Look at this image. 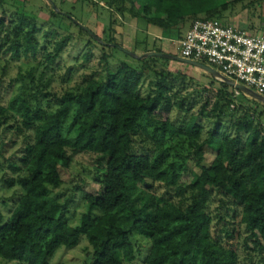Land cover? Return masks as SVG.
<instances>
[{
    "label": "trees",
    "instance_id": "obj_1",
    "mask_svg": "<svg viewBox=\"0 0 264 264\" xmlns=\"http://www.w3.org/2000/svg\"><path fill=\"white\" fill-rule=\"evenodd\" d=\"M112 2L106 1L107 8ZM235 2L135 0L134 4L137 15L148 25L168 31L179 30L196 19L218 22ZM2 7L0 0V11ZM122 7L110 11L116 20L111 18L109 33L107 29L103 32L100 40L105 44L119 46L114 27L122 23L119 17L125 18ZM14 16L0 15V54L10 53L13 58L23 55L36 61L43 50L47 64H53L70 39L61 38L46 54V47L39 46L36 21ZM78 31L87 46L102 53L103 77L85 79L76 94L64 92L57 97L40 93L42 98H53L46 106L33 95L30 100L14 97L6 107L0 106V127L15 120L18 133L33 135L19 159L20 167L11 165L15 177L3 181L7 188H19L21 194L5 222L0 213V260L50 264L58 248H74L84 237L92 251L87 264H131L135 260L131 237L139 235L150 243L144 264H238L236 226L249 233L256 250H264V125L262 112L256 111L259 102L241 92L235 96L232 88L214 81L216 85L213 82L203 87L205 95L200 101L185 104L180 99L171 104L170 90L177 88L176 94L186 90L185 81L191 79L157 69L170 60L145 58L139 61L138 70L119 64L110 71V55L105 48L111 47L99 44L83 29ZM149 52L162 51L155 43L141 55ZM39 65L45 67L41 62ZM148 73L155 75L156 83L142 97L140 91ZM173 108L181 114L190 113V117L173 124ZM72 109L75 114L70 136L64 128ZM209 115L212 126L202 139L203 121ZM229 117L232 133L222 121ZM149 126L154 133L160 132L162 140L166 136L183 138L197 171L179 173L173 166L164 169L162 159L153 160L137 152L134 138L147 136ZM206 150L213 154L208 166ZM78 154L98 158L100 180L95 194H85L87 210L79 224L71 227L65 220V208L50 197L48 187L60 186L61 172ZM154 186L171 191L176 200L158 196ZM212 197H221L222 205L229 204L231 219L238 217L239 222L212 216Z\"/></svg>",
    "mask_w": 264,
    "mask_h": 264
},
{
    "label": "rangeland",
    "instance_id": "obj_2",
    "mask_svg": "<svg viewBox=\"0 0 264 264\" xmlns=\"http://www.w3.org/2000/svg\"><path fill=\"white\" fill-rule=\"evenodd\" d=\"M106 1L109 0H3V9L0 11V15L3 12L8 17L17 14L36 21L39 30L37 36L39 46L40 48L46 47V54L52 51L55 43L61 38L68 37L70 41L63 49L61 56L51 65H48L44 59L43 50L36 61L31 58L26 59L23 55L13 58L10 53L6 55L1 53L0 106L6 107L14 97L30 100L31 95L40 98L46 106L48 99L53 100V98H42L40 93L55 94L57 97L64 92L76 94L85 79L103 77L106 69L102 63V53L92 45L87 46L85 38L79 35L78 30L85 28L91 34L96 35L99 40L103 39V32L107 29L106 33H109V20L114 17L110 11L114 12L118 7H124L122 8L125 18H121L117 14L122 23L114 27V39L121 48L136 56H142L145 49L151 50L155 43L162 54L175 55L174 50L170 47L172 42L179 38L183 29L185 31L192 22H187L179 30L162 31L148 25L140 15H137L135 0H124L123 3L120 0H111L113 2L109 8H107ZM52 13L54 14L52 15ZM13 19L16 20L17 16H14ZM113 20H116V17ZM218 22L243 29L249 36H258L264 33V0H236L234 4L228 6L225 13L221 14ZM105 51L110 55L107 60L108 70L115 71L119 64H126L136 70L140 69V60L115 48H105ZM40 62L47 69L39 65ZM160 64L162 66L159 65L158 70L167 69L176 77L184 75L191 79V81H185L186 90L180 91L178 94H176L177 88L174 87L170 90L168 97L171 104L180 99H184L185 104H188V101L191 103L200 101L205 95L203 87L215 81L207 73L188 65L175 61H171L166 66ZM216 82L213 85H216ZM154 83H156L155 75L153 73L146 74L140 91L142 97L149 94ZM258 105L261 107L256 106V111L257 113L262 112L261 120L264 125V106L260 103ZM52 107L55 109V106L52 105ZM74 114L75 109H72L71 116L64 128V133L70 136L72 135L70 125ZM170 117L172 123L177 125L180 121L187 120L190 113L181 114L173 108ZM231 120L230 117L222 120L226 131L230 133H232ZM212 121L213 118L210 115L203 121L202 139L206 137V132L211 128ZM17 123L15 120H10L0 127V213L3 222L11 215L21 194L19 188H7L3 181L15 177L11 165L20 167L19 159L23 154L24 147L33 141L31 132H17ZM262 133L264 134V130ZM134 147L137 152L148 154L153 160L160 161L162 159L164 169L173 166L179 173L197 171L193 163L194 160L189 156L191 149L183 138L166 136L162 140L160 132L154 133L153 127L149 126L147 127V136L139 134L134 138ZM212 159L213 154L206 150L205 165L208 166ZM98 161L96 156L75 155L70 167L61 172L62 183L60 186L57 188L48 187L50 197L56 199L65 208V220L71 227L79 224L82 214L87 210L85 194H95L99 189L101 165ZM154 188L158 196L171 201L176 200L173 193L171 191L166 193L167 190L162 186H154ZM219 199L221 197L211 198L209 203L211 215L224 217L227 222L237 224L239 218L231 219L233 213L229 208L230 205L227 203L222 205ZM226 215L229 217L227 218ZM236 227L239 231L238 264H264V250L259 251L254 248L253 240L243 226ZM131 242L135 248V260L131 264H144V259L150 248L149 241L139 235H133ZM91 253L86 239L81 237L78 245L74 248H58L53 257L49 259V263L87 264L91 259ZM0 264L16 263L0 260Z\"/></svg>",
    "mask_w": 264,
    "mask_h": 264
},
{
    "label": "built area",
    "instance_id": "obj_3",
    "mask_svg": "<svg viewBox=\"0 0 264 264\" xmlns=\"http://www.w3.org/2000/svg\"><path fill=\"white\" fill-rule=\"evenodd\" d=\"M173 47V56L206 65L264 98V33L249 36L216 20L196 19Z\"/></svg>",
    "mask_w": 264,
    "mask_h": 264
},
{
    "label": "water",
    "instance_id": "obj_4",
    "mask_svg": "<svg viewBox=\"0 0 264 264\" xmlns=\"http://www.w3.org/2000/svg\"><path fill=\"white\" fill-rule=\"evenodd\" d=\"M83 29L91 38H93L96 42H98L99 44L101 45H104V46H108V47H111V48H116L122 52H124L125 54H127L128 56H131L137 60H142V59H145V58H152V57H157V58H162V59H167V60H170V61H175L177 63H180V64H185L186 66H191L193 68H196V69H199L205 73H207L209 76H211V78H213V80L221 83V84H224V85H227L228 87L232 88L233 90L235 91H238V92H241L245 95H247L248 97H250V99H253L257 102H259L260 104L264 105V98L257 95L256 93H254L253 91L239 85V84H236L234 83L233 81H230L228 79H226L225 77H223L222 75L219 74V72H216L215 70H213L212 68L206 66V65H203L201 63H196V62H192V61H186L184 59H181V58H178L176 56H173V55H166V54H162V53H153V52H149V53H146L142 56H136L132 53H129L127 52L126 50H124V48H121L120 46H116V45H109V44H105L103 42H101L98 38H96V36L94 34H91V32H89L87 29L85 28H81Z\"/></svg>",
    "mask_w": 264,
    "mask_h": 264
},
{
    "label": "crops",
    "instance_id": "obj_5",
    "mask_svg": "<svg viewBox=\"0 0 264 264\" xmlns=\"http://www.w3.org/2000/svg\"><path fill=\"white\" fill-rule=\"evenodd\" d=\"M189 26H190V25H189ZM189 26H188V27L186 26L187 29H186L185 31H184V29H183L184 32H183V31L181 32V36H180L179 38H177L175 41L172 42V44H171L170 47H171L173 50H174V47H173L174 44H175L178 40H180V39H182V38L184 37L185 33H186L187 30L189 29Z\"/></svg>",
    "mask_w": 264,
    "mask_h": 264
}]
</instances>
